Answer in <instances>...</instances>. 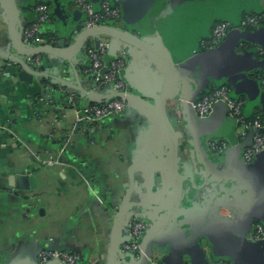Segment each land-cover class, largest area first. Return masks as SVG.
I'll return each instance as SVG.
<instances>
[{
	"label": "crops",
	"instance_id": "crops-1",
	"mask_svg": "<svg viewBox=\"0 0 264 264\" xmlns=\"http://www.w3.org/2000/svg\"><path fill=\"white\" fill-rule=\"evenodd\" d=\"M39 1L49 3L50 19L40 29L44 45H57L61 39L67 43L81 31L84 17L74 0H15L16 28H20V33L22 28L36 22L37 15L29 25L26 18H35L31 9ZM103 1L119 9L118 19L109 21V26L134 32L139 37H159L173 55L175 67L179 68L177 63L181 57L184 61L177 74L176 91L165 104L166 114L178 136L175 167L149 166L135 172L136 185L131 201L136 205L128 219L146 222L141 243L150 238L145 261L141 258V264H172L166 260L169 253L158 250L163 244L157 228L160 218L169 213L177 229L188 228V217L198 215L205 206L206 195L213 193L227 195L230 200L242 204L243 211L249 210L251 214L246 213L240 223L247 225V234L238 225L240 229L236 228V233L230 229L224 237L234 232L242 245L255 246L263 242L259 255L255 247L247 251L249 261L246 264H264V240H250L254 223H264L261 211L262 222L253 217L259 208L248 187L254 188L250 167L255 161L248 167L241 161L244 148L237 159L232 151L240 145L246 147L250 134L243 135V131L227 118L223 104L215 105L206 119L188 113L184 104L185 100H198L218 86L211 79L207 80L208 85L205 83L207 71L202 69L200 74L194 71L201 64L199 56L209 51L197 53L198 41L206 39L218 22H232L239 26L240 32L259 31L260 36L263 35L262 41L254 43L237 41L232 56L242 60L249 55L250 64L262 65L247 71L254 80V74H264V58L260 55L264 50V27L252 32L244 29L245 18L258 10L249 6L250 0H191L177 6L176 0H144L135 3L127 17L124 9L127 0H99L95 7ZM209 1L214 2L215 11L204 4ZM3 3L4 0H0V264H60L55 260L40 262L39 254L43 250L75 253L81 264H107L112 220L128 187L129 166L159 159L167 151L166 137L153 110L165 70L135 49L126 50L110 39L100 38V41H109L106 63L124 55L119 77L127 91L144 99L148 106L125 101L122 113L91 126L76 127L75 107L68 100L70 94L74 95L77 107L92 100L68 86L100 93L85 74L89 61L84 44L89 41L93 45L96 38L87 39L71 62L50 55L21 58L31 70L38 72L43 68L44 73L56 76L64 85L44 76H33L30 84L20 81L18 72L22 69L11 60L15 52L10 46ZM52 39L55 41L50 42ZM34 57L38 62L30 60ZM193 58H197V63ZM208 67L212 69L214 64ZM229 88L235 97L233 89ZM236 97L244 100L243 113L249 117L252 111L247 107L248 98L243 94ZM254 107L259 108L264 124L263 110L259 105ZM209 141L224 142L228 147L215 155L208 149ZM16 171H25V177H33L34 185L26 181L18 188ZM180 181L182 185L174 195ZM173 196L177 200L172 210H157ZM203 228L208 231L206 226ZM188 236L189 233H185L186 239ZM213 248L214 244L204 237L198 238L190 251L182 244L178 249L180 264L236 263ZM126 255L122 259L129 261ZM132 255L135 260L132 263L141 260L139 255Z\"/></svg>",
	"mask_w": 264,
	"mask_h": 264
},
{
	"label": "water",
	"instance_id": "water-1",
	"mask_svg": "<svg viewBox=\"0 0 264 264\" xmlns=\"http://www.w3.org/2000/svg\"><path fill=\"white\" fill-rule=\"evenodd\" d=\"M98 1L99 0H91L94 7L96 6ZM143 1L144 0H127V2L124 4L126 16H129V9H132L133 6H135L136 4H140ZM187 1L191 0H176L177 3L175 4V6L181 5ZM204 4H206V7H208L209 9L214 8V2L212 1L205 2ZM3 5L5 7V19L8 27L10 46L15 52V56H12L11 60L19 65L22 69V71L18 72V78L20 79V81L30 84L32 82L33 76H44L49 79L55 80L61 85H64L61 79L57 78L54 75H48L44 73L43 68H40V71L38 72L31 70L30 67L25 64L21 58L50 55L63 61L71 62L81 52L83 44L89 38H96L94 41L95 49L99 45L100 38H107L110 39L113 44H120V46L126 50L135 49L136 51L141 52L148 58L153 59L154 61L162 65L163 69L165 70V78L163 81L162 89L159 97L155 101L153 110L156 112L160 128L164 136L166 137V141L168 143L167 151L159 159H149L147 161L134 163L129 166L127 171L128 187L120 205L117 207V211L113 216L109 236L107 264H141L142 259H144L145 261V254L150 242V238L145 239L141 243V252L139 253V258L142 259L140 261L132 263L133 261H135L132 254H127L126 258L129 257L130 260L124 261L123 255L119 250V243L121 241H125V239L120 237L121 228L128 220L131 209L136 205L135 202L131 201V195L133 194L134 186L136 185L135 172L149 166L156 167L158 169H162L163 166L169 165L172 168L175 167L174 158L177 154L178 136L166 114L165 104L168 97H170L176 91L174 87H176L177 74L179 68L182 69L181 67H183L182 65H184L182 57L179 59V63H177L180 64L179 68H177V66L175 67L174 65L175 61L173 55L171 54L169 49L162 44L159 37H139L134 32H127L113 26H97L88 29H81V31L75 34L74 37H71L67 43L64 39H61L56 46L41 45L37 47H27L21 42L20 28H16L18 17L15 0H4ZM260 34L261 33L259 31L250 34L240 32L238 29L231 30L227 33L225 39L218 47L206 51L199 56V58H201V64L199 68H194V71L197 74H200L202 72V69L203 71L205 70L204 72L207 71V73L204 74V79L206 80L205 83L207 85V80L211 79V81L218 86L224 85L231 87L233 89L235 97L243 94L248 98L247 104L249 108L259 105L264 112V91L262 92L260 90L257 80H254L252 78V75L247 73V71H250L252 69L261 68L262 65L250 64L248 62V59L250 57L249 55H246L242 60H239L236 57L232 56V51L235 49L237 41H243L246 43H254L258 40L262 41L263 35L260 36ZM192 61L197 63V58H193ZM209 64H214V67L210 69L208 67ZM68 87L95 102H102L108 99H124L126 102L136 101L146 107L148 106V103L146 104L144 102V99L136 97L129 91L103 94L84 90L80 86L69 85ZM184 102L187 112L191 113V115H194L193 111L190 108V102H192V100H185ZM260 132L264 133V130H260ZM243 146L244 145H240L232 149L236 159L239 151L242 148H245V146ZM247 166L249 167L250 165ZM247 166L244 167L248 168ZM250 169L253 170L251 172L253 182L251 183H253L254 188H251L252 185H249L248 187L252 192V195H254V197L256 198V200L254 201L255 205L259 208V211L255 215H253V217H257L261 221L263 220V218L260 214L261 212L264 213V155L257 157L254 165L250 167ZM15 173L18 174V176L15 177L16 186L18 188L21 186V183L25 184L26 181L30 185L35 182L33 177H25V171H16ZM181 183L182 182L180 181L176 184V192L174 193V195H176L178 188H180V186L182 185ZM21 188L26 187L22 186ZM252 189L254 190L252 191ZM206 196L207 197L204 200L205 206L202 207V210H200L198 215H196L195 217L193 215L188 217V219L190 220L189 224L187 225L189 226L188 228L180 230L177 229V227H175V224H173V220L170 217L169 213H165L160 218V222L157 224V228H159V237L162 239L163 244H161V247L158 250H166L167 253H169V257L168 259H166L167 262H170L172 264H180V259L178 256L179 247H181L183 244V246H186L190 251L194 248V244L197 239L203 237L206 238L209 243L214 244L213 249L215 251H221L223 254H225V256H230L236 262L235 264H246V261H249V254L247 253V251L253 249V247L256 248L257 254L259 255L260 249L263 246L261 243L263 242H259L255 246L242 245V243L235 235L236 228L240 229V227L243 228V233L245 235L247 234L245 231L246 224L241 225L240 223L243 222L241 221L243 217L246 218V213L251 214L248 213L249 210L243 211L242 204L235 200H230L229 196L221 193H213ZM176 200L177 199H175V197L173 196L167 201V203H165V205L159 207V209L157 208V210H172L175 207L174 203H176ZM221 208H227L231 211V220L220 214L219 210ZM181 212L183 213V216H187L186 212ZM209 215H212L214 219H210L211 217ZM248 224L250 226V223ZM204 226L207 227L208 231L203 228ZM230 229H234L233 231L235 233L232 231L233 233L231 235L224 237V235H227V232ZM185 233H189L188 239L185 238ZM192 234H195V236Z\"/></svg>",
	"mask_w": 264,
	"mask_h": 264
},
{
	"label": "built area",
	"instance_id": "built-area-1",
	"mask_svg": "<svg viewBox=\"0 0 264 264\" xmlns=\"http://www.w3.org/2000/svg\"><path fill=\"white\" fill-rule=\"evenodd\" d=\"M80 13L84 17L82 29L93 28L97 26H109L106 21H115L119 17V9L110 5L107 1H103L98 7H94L90 0H74ZM261 11H256L252 15L245 18L244 23L250 27L259 29L264 27V0H261ZM37 13L36 22L21 29L20 39L23 45L27 47H36L43 44L40 36V29L50 19L49 7L41 2H37L34 7ZM262 25V26H261ZM239 26L232 22L222 21L216 23L209 36L206 39H200L196 52L212 50L218 47L225 39L228 32L239 29ZM52 39L50 42H54ZM109 49V41H100L98 47L85 49L84 53L89 61L86 69L88 77L93 82L95 88L100 93H117L127 92L126 85L119 77V73L124 67V55L113 58L106 63L104 58ZM260 55L264 58V50L260 51ZM31 61L38 62V58L34 57ZM259 88L264 90V74L258 79L256 78ZM69 103L74 105V117L76 127L81 125H94L103 119L122 113L125 109L124 99H108L102 102H94V104L86 103L81 107H77L73 94H70ZM244 100L233 97L229 87L220 85L214 87L208 94L198 100L190 102V108L199 119H206L217 104H223L226 107L227 118L232 120L237 128L243 131V135L250 134L249 144L242 150L241 161L250 165L254 163L257 157L264 155V130L263 121L256 116L251 121L245 120L243 113ZM227 144L219 141H209L208 149L218 155L227 149ZM220 214L231 220V211L227 208H221ZM233 220V218H232ZM146 230V222L141 219H128L121 228V237L125 239L119 245L122 255L134 254L138 256L141 252V240ZM250 240H264V223H254ZM39 260L42 263L48 261H58L60 264H81L79 256L75 253H69L62 250H43L39 254ZM90 264V263H84Z\"/></svg>",
	"mask_w": 264,
	"mask_h": 264
},
{
	"label": "trees",
	"instance_id": "trees-1",
	"mask_svg": "<svg viewBox=\"0 0 264 264\" xmlns=\"http://www.w3.org/2000/svg\"><path fill=\"white\" fill-rule=\"evenodd\" d=\"M39 2L44 3V4H46V5H49V3L46 2V1H39ZM31 10L35 13V18H34V19L31 18L32 20H28V19L26 18V20H27L26 24H27V25L33 23V22L35 21V19H36V15H37V13L34 11V9H31ZM107 22L109 23V21H106V23H107ZM262 25L264 26V24H262ZM262 25H261V26H262ZM244 29H245L247 32H252V31L256 30V28L250 27V26H248V25H245V26H244ZM40 36H42V35L40 34ZM55 45H56V44H55ZM55 45H54V46H55ZM84 47H85V49H90V48H93V45H92L91 42L86 41V43L84 44ZM106 60H108V59H106ZM261 75H262L261 73H259V74H254V77L258 79V77H260ZM43 82H48V81L43 80ZM54 86H55V85H54ZM227 87H228V86H227ZM236 98H238V97H236ZM239 99H242V97H239ZM89 104H94V102L92 101V102H90ZM251 111H252V114H251L249 117H248V116H245V114H244V116H245V120H247V121L249 122V121H251L252 119H254L256 116L259 117L260 121L263 120V118H262L263 116H262V114H261V112H260V110H259L258 107H251Z\"/></svg>",
	"mask_w": 264,
	"mask_h": 264
},
{
	"label": "rangeland",
	"instance_id": "rangeland-1",
	"mask_svg": "<svg viewBox=\"0 0 264 264\" xmlns=\"http://www.w3.org/2000/svg\"><path fill=\"white\" fill-rule=\"evenodd\" d=\"M249 6H253L258 11H261V9H262V7H261V0H250L249 1ZM247 107H248V104H247ZM233 124H235V123H233Z\"/></svg>",
	"mask_w": 264,
	"mask_h": 264
}]
</instances>
